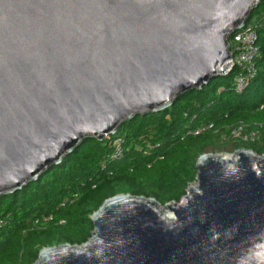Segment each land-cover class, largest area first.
Returning a JSON list of instances; mask_svg holds the SVG:
<instances>
[{
    "label": "water",
    "instance_id": "95a60500",
    "mask_svg": "<svg viewBox=\"0 0 264 264\" xmlns=\"http://www.w3.org/2000/svg\"><path fill=\"white\" fill-rule=\"evenodd\" d=\"M260 0H0V197L231 68ZM165 210L119 194L33 264H264V155L204 154Z\"/></svg>",
    "mask_w": 264,
    "mask_h": 264
},
{
    "label": "trees",
    "instance_id": "16d2710c",
    "mask_svg": "<svg viewBox=\"0 0 264 264\" xmlns=\"http://www.w3.org/2000/svg\"><path fill=\"white\" fill-rule=\"evenodd\" d=\"M250 22L257 73L240 94L233 90V68L161 112L127 120L112 136L85 140L36 181L1 196L0 264H33L43 248L86 243L93 230L90 216L113 196L151 198L161 207L178 203L195 182L201 155L240 149L264 155V0ZM240 125L241 135L256 137L233 138ZM116 140L122 157L111 159Z\"/></svg>",
    "mask_w": 264,
    "mask_h": 264
},
{
    "label": "built area",
    "instance_id": "2783aa9c",
    "mask_svg": "<svg viewBox=\"0 0 264 264\" xmlns=\"http://www.w3.org/2000/svg\"><path fill=\"white\" fill-rule=\"evenodd\" d=\"M255 41V24L253 22L251 23L250 19L239 31L235 32L227 39V49L231 61L229 72L233 68L237 69L232 80L233 90L237 94H240L248 87L250 81L257 73L256 59L258 57V48ZM242 129V125L233 129L231 132L232 137L240 138L242 141H252L256 137V134L253 132L241 135ZM121 157L122 150L119 141L116 140L113 146L111 159H118Z\"/></svg>",
    "mask_w": 264,
    "mask_h": 264
},
{
    "label": "bare ground",
    "instance_id": "6f19581e",
    "mask_svg": "<svg viewBox=\"0 0 264 264\" xmlns=\"http://www.w3.org/2000/svg\"><path fill=\"white\" fill-rule=\"evenodd\" d=\"M226 157H228V156H226ZM160 209L163 211V210H165V207H161V206H160Z\"/></svg>",
    "mask_w": 264,
    "mask_h": 264
},
{
    "label": "rangeland",
    "instance_id": "374dc122",
    "mask_svg": "<svg viewBox=\"0 0 264 264\" xmlns=\"http://www.w3.org/2000/svg\"><path fill=\"white\" fill-rule=\"evenodd\" d=\"M217 78H219V77H217ZM217 78H215V79H217ZM224 80H225V79H224ZM222 156H223V155H222ZM225 156H228V157H229V156H231V155H225Z\"/></svg>",
    "mask_w": 264,
    "mask_h": 264
}]
</instances>
